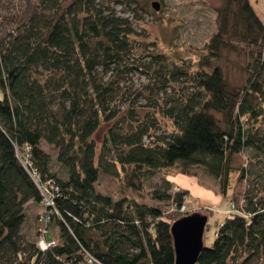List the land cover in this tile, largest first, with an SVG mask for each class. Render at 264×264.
Wrapping results in <instances>:
<instances>
[{
  "label": "trees",
  "instance_id": "1",
  "mask_svg": "<svg viewBox=\"0 0 264 264\" xmlns=\"http://www.w3.org/2000/svg\"><path fill=\"white\" fill-rule=\"evenodd\" d=\"M49 2L0 37V264H174L170 228L189 193L173 169L202 171L223 196L233 175L245 182L244 207L196 264H264V20L250 0H223L188 63L134 29L136 9L129 19L111 7L137 0ZM228 54L244 61L240 85L219 64ZM132 73L145 78L134 91ZM101 176L121 181L117 199L96 190ZM157 176L148 197L170 213L127 193ZM30 203L35 240L23 230Z\"/></svg>",
  "mask_w": 264,
  "mask_h": 264
},
{
  "label": "rangeland",
  "instance_id": "2",
  "mask_svg": "<svg viewBox=\"0 0 264 264\" xmlns=\"http://www.w3.org/2000/svg\"><path fill=\"white\" fill-rule=\"evenodd\" d=\"M153 2L158 5L157 11L151 7ZM250 2L264 20V0H250ZM49 3V0H0V37L24 23L30 14L40 12ZM222 3L223 0H137V6L132 4L131 6L113 5L111 7L116 16L128 17L129 19L133 15L132 10L136 9L142 22L139 25L134 23V29L141 31L142 25L147 38L150 41H156L160 51L173 55L175 58H181L188 63L198 59V54L201 53L205 43L214 33L216 9ZM243 63L242 58L233 54L226 55L219 62L230 84L240 85L244 82L245 73L241 68ZM125 82L134 91L145 82V78L138 73H132L128 75ZM181 87V85L176 86L177 89ZM182 89L184 92V87ZM188 91H191V88H188ZM175 95H177L176 92ZM138 103L144 104L145 101L139 99ZM101 135L102 132H99L97 137L101 139ZM42 146L47 150L46 145L43 144ZM246 159V152L237 156L234 166H242ZM55 167L57 168L56 165ZM167 174L168 178L176 185L181 189H186L189 193L186 200V210H184L186 215L200 213L208 217V226H206L203 235V245L207 248L211 247L214 242L216 226L224 220L225 216L238 213L244 207L241 196L244 192L245 182L238 179L237 175H233L231 187L223 196L217 182L200 170L193 172L195 177L179 175L175 169L167 172ZM159 185L160 180L157 176L145 184L142 193L133 191H127V193L140 203L155 205L170 213V208H167L168 205L163 202L156 204L148 197V193ZM96 190L117 199L119 191L123 190V186L121 181L117 179L101 176L96 184ZM26 207V221L23 224V230L30 239L35 240L36 225H34V221L41 208L34 203H30ZM57 234L58 230L55 227L52 229V235L56 238ZM48 236H51L50 232Z\"/></svg>",
  "mask_w": 264,
  "mask_h": 264
},
{
  "label": "water",
  "instance_id": "3",
  "mask_svg": "<svg viewBox=\"0 0 264 264\" xmlns=\"http://www.w3.org/2000/svg\"><path fill=\"white\" fill-rule=\"evenodd\" d=\"M152 7L157 11L158 5ZM207 217L200 213L183 216L171 224V235L175 255L174 264H196L202 252L203 235Z\"/></svg>",
  "mask_w": 264,
  "mask_h": 264
},
{
  "label": "built area",
  "instance_id": "4",
  "mask_svg": "<svg viewBox=\"0 0 264 264\" xmlns=\"http://www.w3.org/2000/svg\"><path fill=\"white\" fill-rule=\"evenodd\" d=\"M22 163H23L24 166H25V165H28V164H26V161H25V160H24ZM47 193H48L47 191L42 190V195H43V198H44V204H45V205H49V204H50V201H51V199L48 198ZM184 210H185L184 207H182V208H181V212H184ZM39 231H40V233H41V235H42V236H40V238H39V242H38L39 247H40L41 249H46L48 246L52 245V243L47 244V243L45 242L44 238H43V235H44V233H45V226L42 227V228H40Z\"/></svg>",
  "mask_w": 264,
  "mask_h": 264
}]
</instances>
